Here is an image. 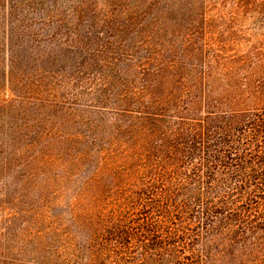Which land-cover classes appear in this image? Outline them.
Listing matches in <instances>:
<instances>
[{"label": "trees", "instance_id": "1", "mask_svg": "<svg viewBox=\"0 0 264 264\" xmlns=\"http://www.w3.org/2000/svg\"><path fill=\"white\" fill-rule=\"evenodd\" d=\"M123 15L139 27L136 9ZM168 22L139 29L145 56L117 53L134 66L106 98L115 117L93 128L111 141L68 202L69 224L50 212L86 153L68 146L82 134L59 136L38 118L0 122V178L15 186L4 262L264 264V0H193L185 27Z\"/></svg>", "mask_w": 264, "mask_h": 264}, {"label": "rangeland", "instance_id": "2", "mask_svg": "<svg viewBox=\"0 0 264 264\" xmlns=\"http://www.w3.org/2000/svg\"><path fill=\"white\" fill-rule=\"evenodd\" d=\"M126 8L141 14L137 19L139 27L135 23L129 26L123 15ZM191 12L193 0H0V122L38 118L59 136L82 134L68 146L76 156L86 153L76 162L78 170L70 166L59 187L61 196L58 194L50 212L61 224H69L68 202L80 192L98 163L100 150L107 149L111 141L110 135L98 128L115 117L111 108L103 107L116 106L109 100L122 93L126 86L122 79L127 72L131 75L130 68L134 66L133 61L117 53L128 51L134 54L133 59L145 56L138 48L141 42L148 41L144 32H138L142 26L147 32L154 18L168 17L169 25L185 27ZM111 22L127 26L118 33ZM108 43L112 45L105 50L102 46ZM110 57L115 58L114 64L105 62ZM79 69L84 74L80 75ZM53 90L59 102L49 100ZM63 98L67 104L60 103ZM96 126L97 130H93ZM115 144L116 150L122 147ZM62 158L70 157L63 154ZM106 172L101 181L112 188L111 195L117 198ZM14 192V184L0 178V232L4 234L0 236V250L8 249L14 234L6 225L12 214L10 200ZM93 196H84L85 203L90 204ZM0 264L7 263L0 258Z\"/></svg>", "mask_w": 264, "mask_h": 264}]
</instances>
